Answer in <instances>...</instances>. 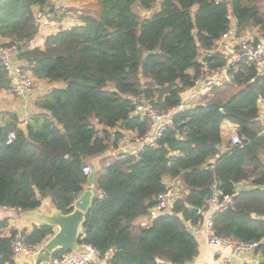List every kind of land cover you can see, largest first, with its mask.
I'll return each instance as SVG.
<instances>
[{
  "label": "trees",
  "instance_id": "trees-1",
  "mask_svg": "<svg viewBox=\"0 0 264 264\" xmlns=\"http://www.w3.org/2000/svg\"><path fill=\"white\" fill-rule=\"evenodd\" d=\"M157 2L147 17L133 10L135 5L149 11ZM50 6L49 0H0V38L16 47L17 58L35 78L63 83L37 98L44 112L34 114L25 129L14 115L0 124V206L21 211L49 197L57 209L70 212L88 183L83 165L115 148L124 132L141 136L149 129L134 113L137 103L149 101L158 110L179 104L180 93L202 68L200 50L212 49L229 29V13L238 34L264 30V3L261 8L258 0H98L94 10L81 11L80 24L46 37L43 49L29 48L38 31L34 8L53 12ZM203 61L208 69L226 67L238 89L178 111L155 145L137 155L119 153L96 173L101 196L93 198L78 240L100 257L112 250L107 264L190 262L198 246L187 222L200 223L203 216L187 206L207 208L204 187L232 199L227 209L212 214L214 233L258 242L257 264H264V126L257 105L264 99V67L243 59L228 64L219 53H207ZM1 70L0 88H7ZM223 121L237 126L241 145L229 144L221 153ZM10 131L15 138L7 144ZM165 177H178L186 192L170 213L135 227V219L164 191ZM242 181L250 187L237 191ZM6 223L0 221V264H17L10 245L16 231L1 235ZM23 233L27 242L41 244L54 230L38 224ZM66 253L60 248L52 256Z\"/></svg>",
  "mask_w": 264,
  "mask_h": 264
},
{
  "label": "crops",
  "instance_id": "crops-1",
  "mask_svg": "<svg viewBox=\"0 0 264 264\" xmlns=\"http://www.w3.org/2000/svg\"><path fill=\"white\" fill-rule=\"evenodd\" d=\"M50 7L53 12L39 11L37 7L34 8V11L37 14V23L38 31L33 39L29 42V48H44V42L46 37L53 35L62 29L71 28L74 25L80 24L79 14L81 11L85 10H94L97 7L98 0H49ZM156 7L149 11H141V15L149 16L153 10L158 8V2ZM48 9V8H47ZM235 21V19H234ZM236 24V21L234 22ZM259 34L258 28H249L244 31H241L239 34L236 32L237 37L230 39L225 43L226 49L229 47H238V42L243 39H248L251 36ZM256 37V36H255ZM210 50H200L199 61L203 60V57L210 54ZM202 57V58H201ZM201 58V59H200ZM19 60V59H18ZM25 66L24 60H19ZM204 62V61H201ZM261 66V67H260ZM264 67V63L259 65L260 70ZM2 71V70H1ZM192 73V70L190 71ZM220 74L219 81L221 77L226 82L230 83L229 76L226 71L222 68L217 70L208 69L205 71V75L211 77L213 75ZM33 90L26 95H16L12 93L7 88H0V124L8 123L13 120L14 117L17 118V125L21 128L29 122L30 118L36 113H43L44 110L37 107L35 104L37 98L42 95L50 92L54 88L63 87V83L49 82L45 79L35 78ZM217 86V85H216ZM212 93L207 94L211 95ZM229 95V94H228ZM228 95H225L226 97ZM210 97L202 98V103L204 104L208 101ZM258 105V120L261 125L264 126V99H259L257 102ZM14 115V117H13ZM233 123L228 121H223L220 125V134L222 142L219 145L220 152H225L229 147V140L232 134L231 128ZM125 136H129L132 140H128ZM133 132H124V136L118 141L115 148L106 150L100 156L93 158L88 161L87 164L90 165L91 170L93 166H97V172L102 170L103 167L109 164V162L119 153H131L135 148V143L133 141ZM111 156V157H109ZM213 163V159L210 160ZM96 172V173H97ZM96 177V175H95ZM164 183L166 186L172 187L178 197L177 190L180 187L183 193L186 192L184 185L181 183L178 177L170 178L165 177ZM86 184L83 185V187ZM237 190L248 189L250 184L248 182L242 181L235 185ZM95 196H101L100 191L95 186ZM41 207L45 211H50L52 209L53 203L49 197H44L41 199ZM39 206V207H40ZM214 205L211 202H208L207 208L204 211H200L202 214L203 220L197 224H191L187 222V226L191 229V233L194 235L198 252L197 255L190 261L185 264H257L262 260V255L256 250L252 251H237L232 252L230 250H223L220 253H217L206 240V237L203 232V222L205 217L213 213ZM146 215L140 216L135 219V227L139 225V222L145 220ZM7 220L6 226L2 229V236H10L11 231L15 230L18 232L29 233L33 225H38L33 219L29 217V210L21 211L16 208L11 207H2L0 206V221ZM264 220V219H263ZM264 240V239H263ZM112 255V250L107 252L103 257H100L95 264H107L108 259ZM17 264H27L30 263L27 257L21 256L15 260Z\"/></svg>",
  "mask_w": 264,
  "mask_h": 264
},
{
  "label": "built area",
  "instance_id": "built-area-1",
  "mask_svg": "<svg viewBox=\"0 0 264 264\" xmlns=\"http://www.w3.org/2000/svg\"><path fill=\"white\" fill-rule=\"evenodd\" d=\"M228 19L230 20L229 29L222 33L212 47L210 54L219 53L224 56L228 64H234L239 60H245L249 63H257L258 65L264 63V30L259 31L258 35L251 36L248 39H243L238 42V47H229L226 49L225 43L237 37L236 24H234V17L229 13ZM17 50L13 45L0 38V66L3 74L8 81L9 89L16 95L29 94L34 87L35 77L30 71L25 69L23 63L17 58ZM203 61V60H201ZM202 68L199 75H197L192 86L184 89L180 93L179 104L175 108L167 110H158L149 101H143L135 105L134 113L145 118L149 124V129L141 136L134 133L133 141L135 148L130 154L137 155L143 150L145 146H153L161 137L164 130L171 124L172 118L178 111L190 109L195 105L202 103V95L209 92L213 85L218 84L220 74L208 77L205 71L208 70L206 63L201 62ZM227 71L226 67L222 68ZM232 134L230 136V145H241V138L237 133V126L232 125ZM15 138L14 131H10L6 136V143L9 144ZM91 172V167L84 164L82 173L88 176ZM264 187V185H263ZM214 193L211 202L214 205L215 211H223L232 204L231 196L224 195L222 191L214 188ZM238 191V190H237ZM177 198L175 190L166 186L164 191L160 192L156 197V203L149 209L146 214V219L139 222V227H146L152 223V220L162 213H170L173 203ZM210 202V203H211ZM206 216L203 222V232L206 237L207 243L215 249L217 253L223 250L237 251H252L255 250L258 242L244 243L236 241L230 237H223L216 235L213 231L212 214ZM144 216V215H143ZM264 219V217H262ZM11 249L12 257L17 260L21 256H26L37 251L41 244L29 243L23 232L16 231L11 236ZM85 252L81 253H66L61 257L53 258L52 264H95L99 260L100 252L92 247L90 244L82 243Z\"/></svg>",
  "mask_w": 264,
  "mask_h": 264
},
{
  "label": "water",
  "instance_id": "water-1",
  "mask_svg": "<svg viewBox=\"0 0 264 264\" xmlns=\"http://www.w3.org/2000/svg\"><path fill=\"white\" fill-rule=\"evenodd\" d=\"M223 112L222 109H220ZM25 129V127H21ZM97 166H93L90 174L87 176L88 183L83 187V191L73 201L72 210L63 213L54 205L50 211H45L43 207H37L29 210V217L41 225H47L53 228L54 233L47 237L40 247L34 253L26 255L30 263L27 264H52V254L60 248H67L71 253L85 252L82 243L78 237L81 233L82 224L88 209L91 207L95 197V175ZM205 194V201L211 202L213 197V188L204 187L200 189ZM192 212L199 214L200 209L193 206H187ZM191 232V229H189ZM160 264H171L168 261H159Z\"/></svg>",
  "mask_w": 264,
  "mask_h": 264
},
{
  "label": "rangeland",
  "instance_id": "rangeland-1",
  "mask_svg": "<svg viewBox=\"0 0 264 264\" xmlns=\"http://www.w3.org/2000/svg\"><path fill=\"white\" fill-rule=\"evenodd\" d=\"M263 3H264V0H258V4L261 6H263ZM133 10H135L139 15H141V11H145V10H141L138 6H133ZM262 10H264L262 8ZM142 16V15H141ZM145 17V15H143ZM259 31H263V30H260L258 29ZM201 54V53H200ZM201 56V55H200ZM202 58V57H201ZM200 58V59H201ZM261 67V66H260ZM260 69V68H259ZM141 81L143 82L144 81V78L141 77ZM238 87L237 86H232L231 83L229 84L228 82H226L225 80H223V78L221 77L220 81L218 80V84L217 86L216 85H213L211 87V89L209 90V92L207 91V93H204V95H202V98L205 96L206 98L210 97L208 100H212L216 97H220V98H225V95H230L232 92H234L235 90H237ZM209 93H212L211 95H208L206 96L207 94ZM141 101V100H140ZM202 101V99H201ZM143 102V101H142ZM138 104V103H137ZM128 140H132L131 137L129 136H125ZM111 157V156H109ZM177 193H178V197H182L184 195L183 191H181L180 187L178 188L177 190ZM176 198V199H177ZM26 257V256H24Z\"/></svg>",
  "mask_w": 264,
  "mask_h": 264
},
{
  "label": "bare ground",
  "instance_id": "bare-ground-1",
  "mask_svg": "<svg viewBox=\"0 0 264 264\" xmlns=\"http://www.w3.org/2000/svg\"><path fill=\"white\" fill-rule=\"evenodd\" d=\"M25 68V67H24ZM25 69H27V68H25ZM28 70V69H27ZM3 76H4V74H3ZM4 78H5V76H4ZM5 80H6V78H5ZM7 81V80H6ZM7 83H8V81H7ZM8 87H9V84H8ZM214 190V189H213Z\"/></svg>",
  "mask_w": 264,
  "mask_h": 264
}]
</instances>
